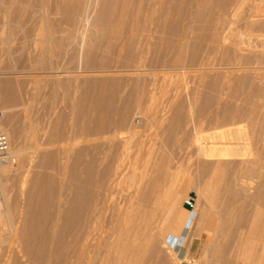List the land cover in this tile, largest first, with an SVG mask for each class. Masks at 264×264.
Segmentation results:
<instances>
[{"label":"bare ground","instance_id":"1","mask_svg":"<svg viewBox=\"0 0 264 264\" xmlns=\"http://www.w3.org/2000/svg\"><path fill=\"white\" fill-rule=\"evenodd\" d=\"M28 1L29 0H0V32L6 30V33L11 35L16 31H22L25 33L27 32L39 35L41 40L44 42L41 53L42 55L44 54L46 56V59H37L36 66L38 67H34V69L37 68L39 71L34 73L46 75L49 84L55 85L57 87L59 86V78L57 77L58 74L67 73L66 75L69 77L70 75L77 73V71L74 69H70L69 71L63 69L62 63H67L65 60L66 58L63 59L65 61L62 63L60 61L62 66L58 62H51L49 58L51 56L53 58V55H56L59 56V59H62L60 57L68 54V52H70L71 58H79L80 48L82 47L83 50L80 53V58L83 69L80 71L86 74V76L82 79L87 81L88 85L86 82H81L82 84L85 83L87 87H84L81 94L79 93L80 95L76 101L74 100V103H72L71 107L84 118L87 114H89L90 117V113L88 112H97L96 116L93 114V117H95V123L92 122V126L95 124L94 129L96 131L95 135L97 134V136L99 135L97 131H102L103 127H105L104 121L106 120H104L103 117L104 112L106 110L108 112V109L111 110L110 108L113 106L110 101H113L114 98H119L121 94L123 98L121 100L125 102L126 107L124 109L123 104L120 106H123L121 109H124L122 111H124L123 114L126 116V118H130V116H127L130 112L141 113V111L142 114H145L144 116L147 117L146 110L148 108L150 109V107L155 104V95H157L155 93V86L152 83V80H150L152 77H148V70L155 72L158 69L161 70L162 68L163 70V68L166 67V70L169 71L180 68L181 66H185L186 69L189 67L190 69L194 70V72L196 71L197 76L201 78V80L205 78L206 81H209L210 85H214L216 83V77L211 76L209 71H211L213 68L209 67L208 65L210 63V59H212L210 58L212 51L217 44L215 42L219 40L216 39L219 25L224 20V12L226 11V8L230 6L231 3L233 4L239 2V0H98L96 3V0H54L55 3H50L51 1L49 2V0H34L31 5V11L26 12L24 7ZM260 1L262 2V0ZM17 2H21V4L16 5ZM185 3H189L188 6L193 4L190 6L191 8L194 7L192 12H189L191 10L189 9V13L187 12V14L189 15L191 13L193 15H191L192 23L190 24L192 25L193 22H195L191 28L186 26V29L190 28L196 33V41L197 38L199 42L202 37L204 39V41L201 40L203 43L200 45V49L197 47L193 48V46H191V52L188 56H185L186 54L184 55V51L188 47V43L185 40V36H188V32H186L185 27L178 28L179 24L177 22L179 15L182 13V4ZM213 4H215L218 9L215 11L212 9L210 11V5ZM260 4L261 6L263 5L262 3ZM118 7H120L119 11H117ZM259 9H261V7H259ZM92 10L94 11V15L92 18H90V11ZM183 12L186 14V11ZM255 12L257 11H255L254 8L250 14L251 20L249 19L248 21H251L250 24L255 25V27L258 26L257 28L264 27V20H262V22L261 19L258 18L259 14ZM188 15L186 16L188 17ZM255 16L257 19H253ZM189 18L190 15L188 19ZM191 19L188 21H191ZM27 22H31V28L26 27ZM182 22H180L181 25ZM85 25H89L94 28L95 34L93 40H91L92 38H87L86 40L83 39L86 32L84 33L82 30L83 28L80 30V27H84ZM204 28H206L209 32H207ZM203 29L208 34L203 32L205 35H201L203 34L201 32ZM176 32H178L179 40L174 42L173 38L174 40L178 38V36H174ZM79 33L81 37L79 35L80 39L76 40V35ZM189 33H191V31ZM217 46L219 45H216V47ZM248 46L250 47V45ZM164 52H167L165 57ZM246 54L247 53L243 54V56H239L243 58ZM223 55L224 56H222L220 60L224 61L222 64H225V62L231 64L230 67L227 66V68L229 67L230 69L228 74L234 77L236 74L238 75L237 71L240 69H249V71H251V60L254 61V59H258L259 61L258 56L260 54L258 56L255 55L258 58H255V56L252 57L250 55L252 57L251 58L248 53V55L245 57H249L243 58L244 60H241L239 56H237V58H231L230 56L231 60L233 59L232 61L229 60L230 58H226L225 54ZM263 60L264 57L262 58L261 62ZM46 61L50 62L45 64ZM240 63L243 64L240 65ZM245 63L246 65H244ZM44 64L46 66H43ZM255 65L260 66L259 64ZM256 69L257 68H255V70ZM259 69L262 68L260 67ZM253 71L254 70H252V74ZM260 71L261 70H259V73ZM243 72L244 74L242 73V76L245 77L247 71ZM261 73H263V69ZM261 75L263 76V74ZM254 76H256V74H254ZM6 78L0 80V101H2V104L4 103L9 107H15L17 105L20 107V105H24L25 102L22 103V85H24L22 84V80L12 81ZM258 78L260 80L262 77L260 78L259 76ZM70 79L76 81L74 78ZM107 79H118L121 81L117 82V92L116 94H112V100H108L107 104H105V102H101V98L104 97V87L108 85ZM65 81L66 80H64V82L62 81L61 85L66 83ZM69 85L72 86V84ZM96 85L98 86L97 89H95ZM71 86H69V88L64 84L60 94H57L56 91L53 90L54 88L51 87L52 89L50 96L52 98H56L60 95V98H62L61 100L63 101L64 98H68ZM76 88L78 89V87ZM216 89L217 88H215V90ZM251 91L252 93L250 95L246 93L247 95L245 96V100H253V103H251V105L253 104V107H249V109H247L245 105H248V103L250 105V101L246 104L244 101L245 105L243 106L246 108V114L243 112L242 115H246L247 117H242V121L241 119H239L240 121H237L236 116H231L230 120L233 128L227 129L226 136H223L225 132H221L223 134L222 136L226 138L224 141L222 140L223 142L221 145L219 144L220 146L217 151H214V149L216 148L218 142H215L216 140L212 141L211 138H208V140L211 142L208 141L209 143L204 145L203 148H201L199 144L197 146L195 145L196 147L194 148V146H191V144H185V142H187L186 139L185 142L183 141L184 143L180 140L179 136L177 135L179 133L176 132V129L170 130L169 128L170 131L167 132L168 136L166 141H164L165 144H168L172 149L177 148V150H189V153L193 152V154H195V168L193 172L196 177L195 179H199L201 181L197 189L199 190V196L202 197L205 204V215L203 218V226L205 229H210L214 220L216 222L215 224L218 225H215L216 228H219L222 225L221 222H224L225 224L227 221H221L224 220L220 218L223 216L222 210L221 213H219V210V212L216 209L214 210V208H217L219 205H221V207L223 205L225 211L232 215L229 216L228 214L227 217L229 218L227 219L233 217L234 219H231L233 221L230 220V222H233L232 224H234L235 227V225L237 226V224L239 225L240 223H244V221H246V224L248 225L249 222L247 223V221H249L250 218L248 219V217H246L247 215L245 216V214H243L245 213L243 212V209L245 206H247L246 201L250 199L251 196L264 204V125H262L263 123H260L253 115L256 114L257 109L263 106L264 95L258 87L254 90L252 89ZM73 95L75 96V94ZM170 98H172V96ZM68 100L70 99L68 98ZM167 100L169 99L167 98ZM177 100L180 102L179 98H177ZM166 102L164 101V103H166L165 105L168 104V101ZM178 102H176L177 104H174L171 100L168 104L177 108V110L175 109L176 114L173 118L176 120H179L178 118L180 117L181 111L184 107H182L183 104ZM68 103L70 102L68 101ZM65 104H67V101ZM157 107L158 106L156 103V109L154 108L156 113L159 111L160 113L161 111H164V109H157ZM68 108H70V106ZM172 110L174 109L172 108ZM81 111L83 112L80 113ZM242 111L245 110L243 109ZM171 112L172 111L170 110V113ZM110 113H112V111ZM226 113L228 114V112ZM115 114L117 115V113ZM173 114L171 113L172 117ZM222 115L224 116L225 114ZM238 115H240V112ZM111 116L112 114L109 117ZM162 116L160 115L159 117L162 118ZM86 118L84 119L85 122H87ZM245 118H247V121ZM128 119L125 121L126 124ZM58 120L59 119H55L54 122L49 121L48 123L46 121L47 124H45L46 126L44 125L45 127L41 129L39 137H36L37 139L33 138L35 139V148H33L35 151H37L36 163H38L40 168H44V170L42 172L39 171V174L37 173V175L34 174L36 173V171H34V173L30 172V174L33 173L34 175L32 174L31 176L27 174L22 177L21 185H19L20 194H26V196H23L24 202H22L23 206L18 214L19 221L17 222V226L12 224L13 215L11 213V206L9 205L6 198V194L8 192L5 194L6 186L4 184V178L8 173L6 168V162L10 160L8 159L10 158L8 155L12 157L14 155L18 156V149H9L10 151L6 150L7 156L3 160H0V228L2 231V237L0 236V245L4 241V235H6V237L9 235H15V239L18 243L15 253H9L8 250V253L5 255V257H3L1 264H181L182 261H178L177 253L167 245L168 243H166V237L168 235L174 236V232L171 227L172 224L170 223L174 218L171 219V216L168 214L163 216V210L161 215L158 216L157 214L159 208L161 209V207H164V205H170L171 198L174 196L172 195L171 197V192L178 189V192L180 191L181 193V190L183 191L188 185V183L181 182L182 185L175 189L174 186L176 187V185H172V182L174 181L173 179L175 178L172 177L173 179L171 180L173 181L171 183L169 182L170 176L172 174L174 175L175 173V168L173 169L174 165H170V160H172V158L170 159L171 151L169 152L166 150L169 152L166 153L165 150H162V148L155 150L152 147H148L145 151L146 153L144 152L145 154L143 155V163L138 165V158L142 155V150H145V143L143 140L139 139L138 141L135 140L136 142H134V139L132 140L133 142H130L129 139L132 137V132L130 129H121L120 131L118 129L116 135H113L115 133H110L114 137L111 138V140L109 139V141L104 140L102 144H94L95 142H93V144L91 143L92 145H88V147L83 148L82 150L70 152L64 144L67 138V132L69 130H66L67 127L64 125L66 123H63L61 126L60 124L62 123H59ZM109 120L114 122L113 119ZM118 120L119 119L117 118L116 121ZM182 120H184V118ZM4 121L7 125L6 127L9 126L11 128L10 130L12 133H14L15 128L18 130L17 126H14L16 124H14V119L12 120L11 113L10 116H5ZM116 121L115 123H117ZM194 121H196V119ZM224 121L225 120H223V124ZM76 122L77 118L75 117L73 118L72 122L68 124L70 125L68 128H75ZM89 123L88 126L90 125ZM107 124L111 125L109 121ZM110 125H108V127ZM115 125H118V123ZM226 125H229V123ZM130 126L131 125H129V127ZM80 128L81 126L78 128L79 131ZM110 128H107V130H109L108 132H112L114 129L112 127L113 129L111 128L110 131ZM88 129H90L92 132V128L88 127ZM107 130L105 132H107ZM18 131L20 132V130ZM69 132L71 134L77 133V131L75 132V129ZM91 132L90 134H87L92 136ZM30 133L32 132L30 131ZM32 136L35 137L33 133ZM207 136L202 137L206 138ZM202 137L200 140H203ZM95 138L93 137V139ZM214 139L216 138L214 137ZM196 140V144L197 142L200 143L199 139L198 141ZM70 141H72V139ZM75 141L78 140L76 139ZM87 142L89 141H86V145ZM73 143L74 142H72V144ZM77 143H75V145ZM246 143L250 145V149L248 151L244 146H242ZM68 144L70 145V143ZM200 144L202 145L203 143ZM131 152L133 153V157L130 156ZM189 156L191 158L192 155L190 154ZM199 159H202V161ZM179 170L180 169L178 168V171ZM186 172H181V174ZM187 176H189V174ZM184 177L183 179H185ZM179 178L182 179V175ZM177 181L175 179L174 183ZM187 181L188 180L185 182ZM61 188L70 190V192H72V196L64 201V204L62 203L63 206H65L63 207V210H61L59 206ZM114 192L118 193L117 197H115L116 195H114ZM176 192L177 191L173 192V194ZM247 193H250V198L247 197V199H245V196L248 195ZM64 196L66 197L67 195ZM54 198L57 199H55L57 203L55 210L51 208V202ZM220 198H222L223 204L218 205V203H220V201L218 202ZM254 199H250V201H255ZM216 204L217 207H215ZM259 207H256L257 210ZM248 209L250 208H247V210ZM252 209L251 210L254 211V207H252ZM216 211L221 216H218ZM223 217L226 218V216ZM228 223L229 222H226L225 226L222 225L223 228H227L228 225H232L231 223ZM242 225L240 228H242ZM230 227L233 228L232 226ZM219 229L222 230L221 228ZM235 230H239V227ZM242 230L245 231V229ZM256 230L257 229L255 228V233ZM215 232L216 229L213 233ZM235 233L236 236L234 237H237V232H234V234ZM250 236L253 237V235ZM188 237L189 234L186 236V239ZM210 237L208 235V238ZM239 237L241 240H243V235L238 236L237 238ZM218 242H216V244H214L215 242L213 244L206 243L207 245H204V252H210L214 255L215 253L216 255L221 253L223 254L224 250H228L230 243H233L229 240V238L226 237L222 240V242ZM209 244H211V246H209ZM233 244L238 247L235 242ZM188 252L189 246H187V250L183 255L185 258H187ZM234 252L239 253L236 249ZM229 253H231V251ZM231 254L234 255L235 253ZM233 258L234 257L230 258L231 261H234ZM224 261H221L220 259L219 262H223L224 264ZM231 261L228 260L229 264ZM228 262L225 263L228 264Z\"/></svg>","mask_w":264,"mask_h":264},{"label":"rangeland","instance_id":"2","mask_svg":"<svg viewBox=\"0 0 264 264\" xmlns=\"http://www.w3.org/2000/svg\"><path fill=\"white\" fill-rule=\"evenodd\" d=\"M33 1L34 0H29L27 2L26 6L24 7L26 12H30L31 11V5H32ZM97 1L98 0H96V3H97ZM49 2L50 3H52V2L55 3L54 0H49ZM260 3H262L264 5V0H262V2L260 0H239L238 3H233V4L231 3L230 6L227 7L228 9L226 8L225 12H227V13L224 12V16H225L224 20L219 25V29H218V32H217L216 39H219V40H217L215 42V43H217L216 45H219V46L216 47V45H215L214 50L212 51V54H211V57H210L212 59H210V63L208 65L209 67L213 68L211 71H209L211 73V76L216 77V79H215L216 83L214 85H210L209 81H206L205 78L201 80V78H199L197 76V72L196 71L194 72V70L190 69L189 67H187V69H186L185 66H181L180 68H176L177 69V70L175 69L176 71L175 70H169L168 71V70H166L167 69L166 67H164L165 69L163 68L164 71L162 70V68H161V70L158 69L159 70V71L157 70L158 72L155 71V70H154L155 72L148 70V73H149L148 77L149 78L152 77L150 80H152V83L155 86V90H156L155 93L157 95H155L156 101H155V104H153L154 106L152 105L150 107V109L148 108L146 110L147 117H145L144 116L145 114L143 115L142 111H141V113L130 112L129 115H127V116H130V118L131 117H133V118H131V119L130 118L129 119L126 118V116H124V114H123L124 111H122V110L125 109L126 104H125V102H123V100H121V99H123L122 98V94H121V96L119 98H116L117 100L114 98L113 101H110V103L113 106L111 105L112 107L111 106H110L111 108L109 107L111 110L108 109V112H107V110L104 112L103 117H104V120H106V121H104L105 127H103L102 131H97V133H99L98 136H97V134L95 135V133H96V131L94 129L95 124H94V126H92L93 123H95V117H93V114H95L94 116H96L97 112L96 111H95V113H93L94 111L93 112H88V113H90V117H89V114H87L85 116V118L87 117L86 118L87 122H85L84 121L85 118L82 115L80 116L79 113H77V111L71 107L72 103H74V100L76 101L78 96L82 93V90L84 89V87H87V85H88L87 81L82 79V78H84L86 76V74L84 72H81L82 69H83L82 61H81V58H80V53L83 50L82 47L80 48L79 58H77V57L71 58L70 52H68V54L60 57L62 59H59V56H56V55H53L54 56L53 58H52V56L49 58L51 62L55 61V62H58L59 64H60V61L62 63L63 61L66 60L68 65H67L66 62H65L66 64H64V62L62 63L63 66L60 64L63 67V69H65L67 71H69L70 69H74V70L77 71V73H75L74 75H70L69 76L70 78L76 79V81L71 80L68 77V75H66L67 73L58 74L57 77L59 78L58 79L59 80V86L57 87L55 85L49 84L46 75L34 73V72H38L39 71V69H37V68L34 69V67H38V66H36L37 59H39V58L40 59L41 58H43V59L45 58L46 59V56L44 54H43L44 55L43 56L42 53H41V49L43 48L44 42L41 40L39 35L34 34V33H27V32L25 33V32H22V31H16V32H14L11 35L6 33V30L5 31L3 30L2 32H0V68H1L0 71H2V72H0V80L5 79L7 77L9 80H12V81H17V80L20 81V80H22V84H24V85H22V87H23V89H22V103L25 102V104L22 105V106L20 105L21 108L18 105L15 106V107L14 106H10L9 107L8 105H6L4 103L2 104V101H0V128L5 133L6 138H7V150H9V149L10 150L11 149L12 150H14V149L17 150L18 149V153L17 154L20 155V156L18 155L19 157L17 155H14L16 157H14V156L12 157V156L8 155L10 157L8 159L11 160V158H12V160L11 161L8 160V162H6V168L8 170V173H7L6 177L4 178V184L6 186L5 194L8 192L6 194V198L8 200L9 205L11 206V213L13 215L12 216V224L14 226L18 225L17 224V222L19 221L18 214H19L20 209L23 206L22 202H24V197L26 196V194H20V186L19 185H21L22 177H24L27 174L32 176L34 171H36V173H34V174L37 175V173L39 171L42 172L44 170V168H42V167L40 168L38 163H36L37 162V158H36L37 157V151H35V149H34L35 148V141L34 140L39 137L41 129L46 126L45 124H47L49 121L50 122H54L55 119H59L58 120L59 123H62V124H60L61 126L63 125V123H66V124H64L67 127L66 130L68 129L69 131H73L75 129V132L77 131V133H73V134H71L69 131H68L69 133L67 132V138L68 139L66 138V141L64 142V144H65L66 148L70 152H76L77 150H82L83 148L88 147V145H92L93 142H95L94 144H97V143L102 144L104 142V140L105 141H107V140L109 141V139L111 140V138L114 137L113 135H116V133L118 132V129H119V131L121 129L122 130L130 129V131L132 132V135H131L132 137H130L131 139H129L130 142H133L132 141L133 139H134V142L138 141V139H139V140H143V142L145 143V145H146V146L144 145L145 146V150L144 149L142 150V155L139 157L140 160L138 158V163H137L138 165H141L143 163V160H142L143 159V155L146 153L145 151H146V149L148 147H152L155 150H158L159 148H162V150H165L166 153H169L171 151L170 152V159L172 158V160H170V165H174L173 169L175 168L174 169L175 171L174 170H172V171H174L175 173H174V175L172 174L170 176L169 182L171 183L173 180L175 181V179H176V181L178 180L175 183H174V181L172 182V185H176V187L174 186L175 189H177V187H180L182 185L181 182L182 183H188V185L185 187V189L183 191L181 190V193H180V191L178 192V189L173 191V192L177 191L174 194H173V192H171L172 193L171 197H172V195H174V196L171 198L170 205H168V206L164 205V207H166V208H164V207H161V209L159 208L157 214H158V216L161 215V212L163 210V212H162L163 216H166L168 214V215L171 216V219L174 218V219H172V221L170 220L171 221L170 223L172 224L171 227H172V230L174 232V236L168 235L166 237V243H168L167 245L170 248H172L174 252L177 253L178 261H182L181 264H200V263H202V264H219V263L223 264V262H219L220 259H221V261L225 260L224 264H227L225 262H228V260L231 261L230 258H232V257H234L233 258L234 261H231L232 263L230 262V264H234L235 260H236V256H237L236 254H238V253H236L234 251L236 249L237 252H238L239 246H240L241 242L243 241V240H241L240 237L237 238L238 236L243 235V239H246L245 242H248L247 238H249L250 235H253L254 237H258L259 236L261 238H264V236H263L264 235V204L262 202L256 200V199H254L252 196L250 198V193H247L249 196L248 195L245 196L246 197L245 199H247V197H249L251 200L254 199L255 201H250V199H248L250 202L247 200L246 201L247 206H245L246 210H245V207L243 209V212H245V213L242 212L243 214H245V216L247 215L246 217H248V219L250 218L249 221H247V223L249 222L248 225L246 224V221H244V223H240L239 225L237 224V226L239 227V230H235V229H238V227L235 225V227H236L235 228L234 224H232L233 222L232 223L230 222V220L234 219V218L232 217L230 219H227V218H229V217H227L229 212L227 213V211H225V208H224L223 205H222V207H221V205H219V204H223L222 203L223 200H222V198H220V200H218V202L220 201V203H218L219 206L217 207V204L215 205V207H217L218 209L214 208V210L215 209L217 211L219 210L220 211V212L218 211L219 213H221V210H222V212H223L222 215L226 216V218H224L223 216H222L223 218L220 217L221 219H224V220H221V221L227 220L226 222H229L232 225H228L229 224L228 223L227 224L228 226L226 225L227 228L226 227L223 228V226H225L226 222H225V224H224V222H221L223 226L221 225L219 227V228L222 229V230H220L219 228H216V226H218V225L215 224L216 222L214 220L213 225L211 227L213 229H211V228L210 229H205L204 226H203L204 225V219L203 218H204V215H205V204H204V201H203L202 197L199 196L200 195L199 194V190L197 189L198 186L200 185L201 181L199 179H195L196 177H195V174L193 172V170L195 168L194 167L195 154H193V152L189 153V150H184L183 149L184 150L183 151V150H177V148H173L172 149L168 144L164 143V141H166V138L168 136L167 132L170 131L171 129H176L177 130L176 132L180 134V135L177 134L179 136L180 140L182 142L183 141L185 142V139H186L187 142H185V144H191V146H194V148L198 144L200 145L201 148H203L204 145H207L209 142H211L210 140H208V138H211L212 141L216 140L215 142H218V144L217 143H216L217 145L215 144L216 148L214 149V151H217L219 149V146L222 144V142L226 138V137H223V136L227 135L226 134L227 129L228 128L229 129L233 128V125H232L231 120H230L231 116L234 115V116H236L237 121H240L239 119H241V121H242V117L246 116V115H244V116L242 115L243 112H244V114H246L245 113L246 112V108L249 109V107L250 108L253 107V104L251 105V103H253V100H248L247 101V99L245 100V96L247 94L250 95L252 93L251 90L252 89L254 90L257 87L259 88V90L262 91V93L264 95V62H263L264 60L261 62L262 58L264 57V45H263L264 44V27L257 28L258 26L255 27V25L250 24L251 21H248L249 19L251 20V15L250 14L252 13L254 8H255V11H257L255 13L259 14L258 18L261 19V21L264 20V17H263L264 16V14H263L264 11H262V10H264V6L263 5L261 6ZM20 4H21V2H17L16 5H20ZM188 4L189 3L182 4V7H183L182 9H184V10L181 9V12H182L181 14L182 15L181 14L179 15L180 18L178 17V20H177V22L179 24L178 28L179 27H182V28L185 27V29H186V26L191 28V26H193L194 23H195V22H193L192 25L190 24V23H192V19L191 18L193 16L191 13L189 14L190 15L189 19H191V21H188L189 20L188 19L189 15L187 14V12L189 11V9H191L189 12H192V10L194 8V7L193 8L190 7L193 4L192 5L190 4V6H188ZM236 4H237V6H236ZM259 7H261V9H259ZM119 9H120V7H118L117 11H119ZM212 9H214V11H215V10L218 9V7L215 4L210 5V11ZM260 10H261V12H260ZM183 11H186V14ZM93 15H94V11L92 10V11H90V18H92ZM186 15H188V17ZM205 16H206V14H205ZM186 17H187V19H186ZM255 18L257 19L256 16L253 19H255ZM179 21L180 22L183 21L182 25H181V23ZM184 23H186V24H184ZM26 27L27 28H31V22H27ZM254 27L257 28V29H255ZM190 28L189 29L187 28L188 30L186 29V32H188V36H190L191 38L188 37L187 35L185 36V40L188 43V47L185 50L186 52L184 51V55L186 54L185 56H188L190 54L191 46H193V48L197 47V48L200 49L201 48L200 45L204 41L203 37H202V39H200V42H199L198 38H197V41H196V37H195L196 33L193 30H191ZM206 28H204V29L207 32H209ZM81 29L84 31V33L86 32L85 33L86 35L83 33L84 34V38L83 39H85V40L87 38H90V39L92 38L91 40L94 39V34H95L94 32L95 31H94L93 27H91L89 25L88 26L85 25L84 27H80V30ZM204 29L201 32L202 33L204 32L205 34H208ZM190 31H191V33H189ZM87 32H89V33H87ZM204 33L201 34V35L204 36L205 35ZM185 34H187V33H185ZM79 35H80V33L76 35V38H75L76 40L80 39ZM174 36L175 37L178 36V38H176L175 40L173 38L174 42L176 40H179L178 32H176V34ZM253 36H256V37H253ZM80 37H81V35H80ZM201 40H203V41L201 42ZM194 41H195V43H194ZM259 42L262 43V46H261V43H259ZM253 44H255V45H253ZM248 45H250L251 48ZM38 50H39V52H38ZM222 51L225 52V53H223ZM226 51H227V53H226ZM245 53H247L246 55H248V53H249V56L251 55L252 57H254L255 55L258 56L260 54L258 56L260 62L258 61V59H254V58H253L254 61L251 60L252 64L250 63V66H252L251 69L254 70L253 74H252V70L249 71V69H240V70L237 71L238 75L236 73H235L236 75L234 77L232 75H229L228 72L230 71L229 67L231 66V64L227 63V62H225V64H222V62L224 63V61H221L220 59L222 58V56H224L223 54H225L226 58L229 59L230 56H231V58H237V56H239V55L243 56V54H245ZM165 54H167V52H164V57H165ZM37 55H38V57H37ZM40 55H42L43 57L40 56ZM246 55H244L243 58H248L249 57V56L245 57ZM257 56H255V58H258ZM57 57H58V59H57ZM260 57H261V59H260ZM64 58H66V59L63 60ZM231 58L229 60H231ZM239 58H241V56H239ZM243 58H241V60ZM50 61H48V62H50ZM48 62L46 61L45 64H47ZM241 62H244V61H241ZM254 62L257 65L259 64L260 66H256L254 64ZM45 64L43 66H46ZM228 64H230V65H228ZM241 64H243V63H240V65ZM76 65H77V67H76ZM244 65H246V63ZM69 66H71V67H69ZM227 66H229V67L227 68ZM80 67H82V68H80ZM260 67L263 69V73H261L262 69H259ZM188 68H189V70H188ZM255 68H257L258 70L257 69L255 70ZM227 69H229V70H227ZM259 70H261L260 73H259ZM243 71H245V72L249 71L248 73L246 72L245 77L242 76L244 74ZM255 71H256V73H255ZM239 74H241V75H239ZM254 74H256L257 77L254 76ZM261 74H263V76ZM152 75H154V76H152ZM16 76H17V78H16ZM218 76H219V78H218ZM236 76H237V78H236ZM259 76H260V78L262 77L260 80L258 78ZM241 77H243V78H241ZM64 80H66L65 81L66 83H64L66 85V87L67 86L69 87V86H71L69 84H72L70 92H69V95H68V98L70 100H68V98H64V100L62 101L61 100L62 98H60V95L58 97H56V98H52L50 96L51 89H52L51 87L54 88L53 90L56 91L57 94H60L62 88L64 87V84L62 83L63 85H61V82L62 81L64 82ZM107 81H108V85H106L104 87L105 88L104 95H103L104 99L101 98L102 99L101 102L102 103L105 102V104H107L108 100H112V97H111L112 94H116V92H117V90H116L117 89V87H116L117 86V82L121 81V80H118V79L117 80L107 79ZM81 82H86L87 85L85 83L82 84ZM0 87H1V85H0ZM76 87H78V89ZM223 87H224V89H223ZM97 88H98V86L96 85L95 89H97ZM211 88H213V89H211ZM215 88H217V89L215 90ZM71 90H72V92H71ZM75 90H77V91H75ZM174 93H175V95H174ZM218 93H220V94H218ZM73 94H75V96ZM170 95L172 96V98H170L171 97ZM167 98L169 100H167ZM177 98L180 99V102H178L179 100H177ZM170 99L173 101L174 104L176 102H178V103L183 104L182 107L183 106L185 107V108L183 107V109L181 111V115L178 118L179 120L173 119L174 115L176 114L177 108L175 106H173V105L172 106L168 105L169 101H171ZM263 100H264V98H263ZM263 100H262V102H263ZM66 101H67L68 105L65 104ZM68 101L70 103H68ZM164 101L165 102L168 101V104L165 105L167 102L164 103ZM205 101H206V103H205ZM244 101H245V104L250 101V105L248 103V105L246 104L247 105L246 106L244 104ZM156 103H157V106H158L157 109H160V108H161V110L164 109L165 112L161 111V113H160V111H159V112L156 113L154 111V108L156 107ZM122 104L124 106V109L123 108L121 109V107H123V106H120V105H122ZM202 104H204L206 106H204ZM243 105H245L246 108ZM23 106H25V107H23ZM69 106H70L71 110H70V108H68ZM172 108L174 110H172ZM165 109L168 110V111H166ZM169 109L172 111L171 112L172 114L174 113L173 117H172ZM243 109L245 111H242ZM259 109H261V110H259ZM259 109L256 110V114H257V111H258V114L257 115L253 114V115L256 117V119L260 123H263L262 125H264V104ZM73 111H75L76 113L73 112ZM109 111L110 112L112 111V113H110ZM113 111H114V114H113ZM82 112L83 111H81L80 113H82ZM226 112H228L229 115ZM239 112H240L241 117H240V115H238ZM10 113H11L12 120L14 119V121H15L14 124H16L14 126L15 127L17 126V128H18V130H20V132L18 130H16V128H15L14 133H12L11 130H10L11 128L9 126L6 127L7 125L5 124L4 118H5L6 115L10 116ZM115 113H117V115ZM131 113H132V115H131ZM69 114H70V117H69ZM111 114H112V116L109 117ZM157 114L158 115L160 114L161 116L163 115L162 118H160L159 117L160 115L158 116ZM222 114H225V115L223 116ZM58 115H59V117H58ZM186 116H187V118H186ZM197 116H198V119H197ZM66 117H68V118H66ZM75 117L77 118V122H76V126L77 127L76 126H75V128L73 127L72 128L73 130H72L71 128H68V126H70L68 124H70L72 122L73 118H75ZM117 118L119 119L118 121H116ZM125 118L128 119L127 124L125 123V121H126ZM183 118H184V120H182ZM91 119H93V120H91ZM109 119H113L114 122H112V120H109ZM195 119H196V121H194ZM203 119H204V121H203ZM245 119L247 121V118H245ZM129 120H130V122H129ZM131 120H132V122H131ZM186 120H187L188 123L186 122ZM223 120H225L224 124H223ZM46 121H47V123H46ZM108 121L111 123V125L107 124ZM115 121L118 123V125H115V124H117V123H115ZM193 121H194V123H193ZM243 121H244V118H243ZM83 122H85V123H83ZM119 122H120V125H119ZM88 123L91 126L90 125L88 126ZM228 123H229L230 126L226 125ZM12 124H13V121H12ZM84 124H85V127H84ZM108 125H110V126L108 127ZM129 125H131L132 127L131 126L129 127ZM197 125H198V127H197ZM30 126H31V128H30ZM78 126L79 127L81 126V128H83V129L80 128V131H79V129H78L79 127ZM87 126L89 128H92V132L90 131V129H88ZM218 126H219V128H218ZM222 126H224V127H222ZM110 127L114 128V129L112 128L113 129L112 132H108L109 130H107V128L109 129ZM148 127H150V128H148ZM85 128L88 129V130H86ZM111 128H110V131H111ZM169 128H170V130H169ZM132 129H134V130H132ZM83 130H85V131H83ZM106 130H107V132H105ZM30 131L33 133V135L35 137L32 136V133H30ZM89 131L92 133L91 135L94 138L96 136V138H95L96 140L93 139L92 136L88 135V134H90ZM221 132H223V133L225 132L224 135ZM102 133H104V134H102ZM110 133H112V134L115 133V134L112 135ZM13 134H14V136H13ZM212 135H214V136H212ZM87 136H89V137H87ZM199 136H201V137L202 136H207L206 138L202 137L203 140L204 139L205 140L207 139V140L206 141L204 140L205 141L204 142L203 140H200L201 137H199ZM90 137H92V138H90ZM103 137H104V139H103ZM214 137L216 139H214ZM33 138H35V139H33ZM217 138H218V141H217ZM71 139H72V141H70ZM76 139L78 141H75ZM189 139L192 140L193 142L190 141ZM198 139L200 140V143H203L202 145L199 142H197V144H196L195 140L198 141ZM188 140H189V142H188ZM32 141H33V143H32ZM86 141H89L90 143L87 142V145H86ZM114 141H115V139H114ZM72 142H74V143L72 144ZM68 143H70V145ZM75 143H77V144L75 145ZM163 143H164L165 146L163 145ZM242 146H244L247 151L250 149L249 148L250 145L247 144V143L243 144ZM166 150L169 151V152H167ZM241 150H243V149H241ZM190 154L192 155L191 158L189 156ZM172 155H173V157H172ZM6 156H7V154H6ZM130 156L133 157V153L132 152L130 153ZM179 156H181V157H179ZM32 157H33V159H32ZM188 157H189L190 160L188 159ZM132 160H133V158H132ZM199 160L202 161V159H199ZM184 163H185V165H184ZM33 164H35V165L37 164L36 167ZM32 166H34V167H32ZM178 168L181 170V171L179 170L180 173L178 171ZM222 168H223V166H222ZM30 169H32L33 171L30 170ZM182 170H184V171H182ZM185 170L188 171L189 173L186 172ZM30 172H33V173L30 174ZM181 172L182 173L186 172V173L181 174ZM188 174H189V176H187ZM178 175H180V176H178ZM181 175H182V179L179 178V177H181ZM184 175H185V177H184ZM177 176H178V178H177ZM186 176H187V178H186ZM172 177L175 178V179H173ZM183 177L185 179H183ZM171 179H173V180H171ZM179 180H180V182H179ZM186 180H188V181L185 182ZM178 182H179V185H178ZM115 193L116 192H114V195H116L115 197H117L118 193H116V194ZM64 195H67V196L65 197ZM71 196H72V192H70V190L61 188L60 201H59V206H60L61 210H63L64 209L63 207H65V206H63V204H64L63 202L66 201L67 199H69ZM55 199L56 198L52 199V202H51V206H52L51 208L53 210H55L56 207H57V203H56L57 199L56 200ZM1 200H2V198H1ZM9 201H11L12 204ZM12 205H13V207H12ZM256 205H258V206H256ZM251 206L254 207V211H252L253 209H252ZM255 206L256 207L260 206L261 208L259 207L258 210H257V208ZM247 208H250V209L247 210ZM164 209H165V213H164ZM159 210H160V212H159ZM254 212H255V214H254ZM219 213H218V216L220 215ZM229 216H232V215L229 214ZM260 220H261V223H260ZM231 221H233V220H231ZM189 224H190V227H189ZM241 225H242V228H240ZM230 226H232L233 228H231ZM255 228L257 229L256 233H255ZM215 229H216V232L213 233L215 231ZM242 229H245V231L242 230ZM262 230H263V232H262ZM1 232L2 231H1V228H0V236L2 237ZM234 232H237V237H234V236H236V233L234 234ZM243 232H245V233H243ZM188 234H189V237L186 239V236ZM208 235H209V237L210 236L211 237L208 238ZM175 236H178V237H175ZM1 237H0V239H1ZM225 237L229 238V240L231 242H233V243L235 242L238 245V247L235 246L233 243H230L228 250H224L223 254L221 253V254H217L216 255V253H215L216 256L214 254H211L210 252H204L205 251V246L204 245H207L208 243H212L213 244L214 242H215L214 244H216V242H218V241L222 242V240ZM15 238H16L15 235H9L7 237H6V235H4V238H3L4 241L0 245V264H1V261H2L3 257H5V255L8 253V250H9V253H12V252L15 253V250H16V248L18 246V243H17ZM185 239H186V241H185ZM218 243H217V246H218ZM221 245H222V243H221ZM187 246H189V252L187 254V258H185L183 255H184L185 251L187 250ZM209 246H211V244H209ZM232 246H233V248H232ZM234 247H235V249H234ZM230 251H231V253H233V254L235 253V254L232 255L231 253H229ZM203 252H204V254H203ZM225 252L229 253L232 257L229 254L225 253ZM200 254H202L203 256L200 255ZM201 256H202V258H201ZM229 256H230V258H229ZM195 258H196L197 262H196ZM197 258H201V259H197ZM228 264H229V262H228Z\"/></svg>","mask_w":264,"mask_h":264},{"label":"crops","instance_id":"3","mask_svg":"<svg viewBox=\"0 0 264 264\" xmlns=\"http://www.w3.org/2000/svg\"><path fill=\"white\" fill-rule=\"evenodd\" d=\"M247 239L248 242L245 239L241 242L235 263L264 264V238L250 236Z\"/></svg>","mask_w":264,"mask_h":264},{"label":"built area","instance_id":"4","mask_svg":"<svg viewBox=\"0 0 264 264\" xmlns=\"http://www.w3.org/2000/svg\"><path fill=\"white\" fill-rule=\"evenodd\" d=\"M7 138L5 133L0 128V160H3L7 154ZM0 213H1V205H0Z\"/></svg>","mask_w":264,"mask_h":264}]
</instances>
